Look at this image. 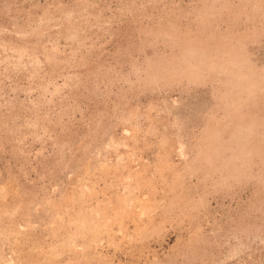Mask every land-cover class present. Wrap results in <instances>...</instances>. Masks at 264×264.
Segmentation results:
<instances>
[{
  "label": "rangeland",
  "instance_id": "obj_1",
  "mask_svg": "<svg viewBox=\"0 0 264 264\" xmlns=\"http://www.w3.org/2000/svg\"><path fill=\"white\" fill-rule=\"evenodd\" d=\"M0 264H264V0H0Z\"/></svg>",
  "mask_w": 264,
  "mask_h": 264
}]
</instances>
